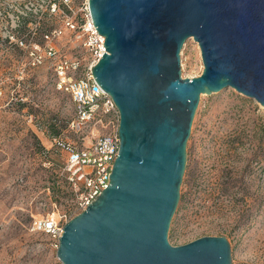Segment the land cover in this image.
I'll list each match as a JSON object with an SVG mask.
<instances>
[{
	"label": "water",
	"instance_id": "water-1",
	"mask_svg": "<svg viewBox=\"0 0 264 264\" xmlns=\"http://www.w3.org/2000/svg\"><path fill=\"white\" fill-rule=\"evenodd\" d=\"M106 52L96 82L120 112L110 182L65 224L64 264H232L226 237L173 246L187 143L201 96L233 88L264 106V0H89ZM201 49L203 72L184 78L181 50Z\"/></svg>",
	"mask_w": 264,
	"mask_h": 264
},
{
	"label": "rangeland",
	"instance_id": "rangeland-1",
	"mask_svg": "<svg viewBox=\"0 0 264 264\" xmlns=\"http://www.w3.org/2000/svg\"><path fill=\"white\" fill-rule=\"evenodd\" d=\"M84 3L74 0L77 17ZM42 10L40 0H0V264L54 262L55 242L31 226L72 204L63 171L68 152L52 145V131L79 142L69 129L76 106L57 89L50 62L32 66L29 55L45 31L63 25V14L40 18ZM57 48L62 56L92 60L69 30ZM203 69L199 44L190 38L181 50L182 75L197 77ZM221 236L231 244L232 264H264V106L233 88L201 96L169 242Z\"/></svg>",
	"mask_w": 264,
	"mask_h": 264
},
{
	"label": "built area",
	"instance_id": "built-area-1",
	"mask_svg": "<svg viewBox=\"0 0 264 264\" xmlns=\"http://www.w3.org/2000/svg\"><path fill=\"white\" fill-rule=\"evenodd\" d=\"M44 13L63 14V25L45 31L42 43H34L29 55L32 66H41L50 62L56 77V87L69 93L76 106V115L69 123V129L80 136L76 143L63 138L61 128L53 134L52 145L58 150L67 151L68 158L63 171L67 174L71 187V207L67 211L54 209L47 215L35 218L31 230L49 235L59 247V239L66 223L85 211L107 188L114 162L119 154L121 139L119 136L120 112L112 96L95 80L93 67L106 52L105 37L95 28L89 0L81 17L73 10L74 0H40ZM69 30L74 35L78 48L90 54L91 62L81 55L67 57L59 54L58 41ZM24 45V42H21ZM86 61V63H85ZM104 132H101V131ZM91 136L92 143L83 141ZM81 145H80V144ZM49 264H64L58 257Z\"/></svg>",
	"mask_w": 264,
	"mask_h": 264
},
{
	"label": "trees",
	"instance_id": "trees-1",
	"mask_svg": "<svg viewBox=\"0 0 264 264\" xmlns=\"http://www.w3.org/2000/svg\"><path fill=\"white\" fill-rule=\"evenodd\" d=\"M52 132H53V134H57V131H55V129Z\"/></svg>",
	"mask_w": 264,
	"mask_h": 264
}]
</instances>
